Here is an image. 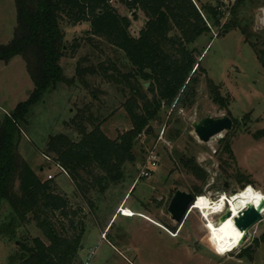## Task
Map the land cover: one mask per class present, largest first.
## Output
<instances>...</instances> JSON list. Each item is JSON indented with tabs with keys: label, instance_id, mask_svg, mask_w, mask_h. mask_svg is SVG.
<instances>
[{
	"label": "rangeland",
	"instance_id": "1",
	"mask_svg": "<svg viewBox=\"0 0 264 264\" xmlns=\"http://www.w3.org/2000/svg\"><path fill=\"white\" fill-rule=\"evenodd\" d=\"M218 1L200 0L197 4L217 5ZM257 1L255 8L248 12L253 31L264 29V0ZM110 2L130 18L131 34L138 37L147 20L144 13L131 11L118 0ZM224 2L228 9L234 0ZM16 25L15 0H0V44L11 42ZM89 30L88 22L65 29L70 46L61 60L65 81L34 106L28 121L22 124L19 144L23 157L39 177L48 180L52 174L59 192L83 208L86 233L80 252L82 264H264V202L257 208L263 219L250 228L240 247L223 255L210 250L208 232L201 227L200 213L194 202L181 225L168 212L177 190L189 192L195 199L208 192L243 190L246 185L264 190V136L259 139L254 136L264 130V69L244 35L240 30H232L218 37L220 28H213L194 43L199 49H206L201 61L207 71V74L200 72L194 102L178 109L163 107L150 123L148 132L137 140L136 161L126 164L125 178L112 184L105 194H97L96 208L92 209L81 196L74 197L73 181L55 165L54 154L48 156L50 160L44 154L49 137L74 130L73 118L87 104L92 105L95 116L103 120L102 130L111 138L132 126L122 107L129 95L121 92L122 85L101 74V66L106 68L112 62L116 63L119 73L126 72L127 60L104 39L90 36ZM207 77L221 85L223 94L230 95L229 110L236 127L203 142L197 137L193 122L228 114L212 100ZM33 88L34 82L23 57L16 56L10 62L0 60V120L24 102ZM74 138L79 139L80 135L76 133ZM227 142L231 144L234 157L225 152ZM152 151L158 156L153 174L148 178L140 177L141 168ZM191 157L205 171V180L197 179L185 165ZM238 172L250 182H237L232 175ZM124 201L141 214L117 215L111 222ZM124 211L127 216L135 215L128 208L124 207ZM11 215L12 207L4 200L0 209V264H10V257L19 245L16 238L1 232V225ZM24 234L48 243L34 221L17 229L18 238Z\"/></svg>",
	"mask_w": 264,
	"mask_h": 264
},
{
	"label": "trees",
	"instance_id": "2",
	"mask_svg": "<svg viewBox=\"0 0 264 264\" xmlns=\"http://www.w3.org/2000/svg\"><path fill=\"white\" fill-rule=\"evenodd\" d=\"M118 1L146 16L138 37L131 34L130 18L110 0H15L17 25L11 42L0 44V60L10 62L16 56L23 57L34 88L24 102L0 120V209L4 200L12 207L1 232L19 243L10 264H82L80 252L86 233L83 208L60 193L53 178L42 180L19 148L22 124L28 121L34 106L65 81L61 60L68 54L66 48L70 49L66 28L90 23L88 34L104 39L127 60L126 72L119 73L112 62L106 68L101 66V74L122 85L121 92L129 95L122 107L131 128L116 138L109 137L102 130L103 120L87 104L73 118L74 130L49 137L44 150L47 156L54 154L55 162L67 171L75 186L74 197L81 196L92 209L96 208L97 194H105L112 184L125 178L126 164L136 161L137 140L148 132L163 107L178 109L194 102L200 72L207 74L201 61L206 49L194 44L202 35L213 28H220L218 37L240 30L264 69V29L251 30L248 14L257 0H236L228 9L224 0L200 6V0L198 4L193 0ZM78 71L81 74L80 68ZM207 82L212 100L231 116L230 95L223 94L221 85L209 77ZM145 83L150 85L146 87ZM76 133L79 139L74 138ZM254 136L262 138L264 130ZM225 152L234 157L230 142L225 144ZM185 165L197 179L205 180L206 173L194 157ZM232 177L237 182H250L240 172ZM32 221L48 243L26 234L17 237V229Z\"/></svg>",
	"mask_w": 264,
	"mask_h": 264
},
{
	"label": "clouds",
	"instance_id": "3",
	"mask_svg": "<svg viewBox=\"0 0 264 264\" xmlns=\"http://www.w3.org/2000/svg\"><path fill=\"white\" fill-rule=\"evenodd\" d=\"M264 202V190L246 185L243 190L230 193H212L201 195L194 201V207L200 213L201 227L208 232L210 250L223 255L235 247L242 233L237 230L233 220L244 213L249 206L259 208ZM231 212L232 219H224Z\"/></svg>",
	"mask_w": 264,
	"mask_h": 264
},
{
	"label": "water",
	"instance_id": "4",
	"mask_svg": "<svg viewBox=\"0 0 264 264\" xmlns=\"http://www.w3.org/2000/svg\"><path fill=\"white\" fill-rule=\"evenodd\" d=\"M150 84L145 83L148 87ZM194 131L200 141L209 142L214 139L216 135L224 131H230L236 127L234 119L225 114L220 118H213L210 116L204 117L197 122H193ZM226 189L228 188L227 185ZM195 196L189 192L177 190L171 199L168 206V212L171 218L181 225L184 222L189 210L193 206ZM231 218V212H228L224 219ZM263 219V214L257 209L250 206L244 210V213L235 219V225L242 231H249L257 222ZM243 242V241H242Z\"/></svg>",
	"mask_w": 264,
	"mask_h": 264
},
{
	"label": "built area",
	"instance_id": "5",
	"mask_svg": "<svg viewBox=\"0 0 264 264\" xmlns=\"http://www.w3.org/2000/svg\"><path fill=\"white\" fill-rule=\"evenodd\" d=\"M196 4H197V0H193ZM236 0H234L235 2ZM47 159L50 160V158L48 156H46ZM157 159H158V156L155 154L154 151L151 152V154H149L148 156V159L146 161V163L142 166L141 168V173H140V177H143V178H148L150 176H152L153 174V171H154V168L156 167L157 165ZM59 170L62 172V173H65L66 175H68L67 171L65 170L64 167H62L60 164L56 163L55 164ZM49 179L53 178L54 176L52 174H49ZM120 212L122 215H125L124 213V210L121 208L120 209Z\"/></svg>",
	"mask_w": 264,
	"mask_h": 264
},
{
	"label": "crops",
	"instance_id": "6",
	"mask_svg": "<svg viewBox=\"0 0 264 264\" xmlns=\"http://www.w3.org/2000/svg\"><path fill=\"white\" fill-rule=\"evenodd\" d=\"M42 169H45V168H44V167H43V168L41 167V170H42ZM124 207H125V208H128V209H130V210H132V211L134 212L135 215H134V216H126V215H122L121 212H120V209L122 208V209L124 210ZM139 214H141L139 211L134 210L132 207L128 206V205L125 203V201H124V203L122 204V206L119 207V209H118L116 215H113V217H112V219H111V222H112V220H113L117 215H122V216H125V217H135V216H138ZM153 221H154V220H153ZM153 221H151V222H153ZM155 222H156V221H155ZM155 222H153V223H155ZM155 224H157L158 226L161 225V224H159L158 222H156Z\"/></svg>",
	"mask_w": 264,
	"mask_h": 264
},
{
	"label": "bare ground",
	"instance_id": "7",
	"mask_svg": "<svg viewBox=\"0 0 264 264\" xmlns=\"http://www.w3.org/2000/svg\"><path fill=\"white\" fill-rule=\"evenodd\" d=\"M250 207V206H249ZM125 212V211H124ZM125 214V213H124ZM126 215V214H125ZM127 216V215H126ZM238 217V216H237ZM229 219H232V217L231 218H229ZM233 223L235 224V219L233 220ZM258 223V222H257ZM237 227V226H236ZM237 230L238 231H240L241 233H242V235H241V238H240V240L238 241V243H237V245L235 246V247H233L230 251H232V250H235V249H237L238 247H240L242 244H243V242L247 239V236L249 235V231H242V230H240L238 227H237ZM243 241V242H242Z\"/></svg>",
	"mask_w": 264,
	"mask_h": 264
}]
</instances>
